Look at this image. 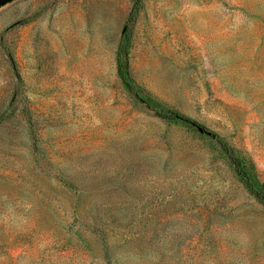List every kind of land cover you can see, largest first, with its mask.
Instances as JSON below:
<instances>
[{
	"label": "rangeland",
	"instance_id": "1",
	"mask_svg": "<svg viewBox=\"0 0 264 264\" xmlns=\"http://www.w3.org/2000/svg\"><path fill=\"white\" fill-rule=\"evenodd\" d=\"M212 135L264 193V0L0 7V264H264Z\"/></svg>",
	"mask_w": 264,
	"mask_h": 264
},
{
	"label": "trees",
	"instance_id": "2",
	"mask_svg": "<svg viewBox=\"0 0 264 264\" xmlns=\"http://www.w3.org/2000/svg\"><path fill=\"white\" fill-rule=\"evenodd\" d=\"M116 61H117V72L119 77L121 78L123 83L127 86V88L131 91V93L140 99L137 86L130 79L128 74V58H127L126 49L122 48L121 45H119L117 48ZM155 115L164 120L181 121L196 128L199 127V125H197L194 121L175 111L155 110ZM212 138L218 143L221 151L229 159L241 181L247 186V188L259 201L264 203V193L258 190L253 185L254 179L252 178V174L250 170L246 167V165L242 162V160L238 157V155L233 151V149L228 144H226L216 135H212Z\"/></svg>",
	"mask_w": 264,
	"mask_h": 264
},
{
	"label": "water",
	"instance_id": "3",
	"mask_svg": "<svg viewBox=\"0 0 264 264\" xmlns=\"http://www.w3.org/2000/svg\"><path fill=\"white\" fill-rule=\"evenodd\" d=\"M11 1H13V0H0V7L4 6L5 4H7V3L11 2ZM197 129H198V131L201 132V133H206L207 135H210L209 132H205V131L203 130V128L200 127V126H199Z\"/></svg>",
	"mask_w": 264,
	"mask_h": 264
}]
</instances>
